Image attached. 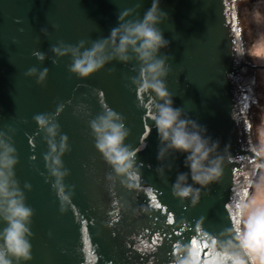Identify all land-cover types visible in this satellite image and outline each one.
I'll return each instance as SVG.
<instances>
[{"label": "water", "instance_id": "water-1", "mask_svg": "<svg viewBox=\"0 0 264 264\" xmlns=\"http://www.w3.org/2000/svg\"><path fill=\"white\" fill-rule=\"evenodd\" d=\"M152 3L0 0V131L16 130L15 176L22 190L25 183L31 185V191L25 190L26 203L34 210L28 264H172L177 242L192 241L203 262L209 249L199 232L219 236L230 229L240 219L237 203L247 205L245 216L253 210L264 186V85L257 83V68H264V61L258 60L260 39L254 34L256 0H159L168 16L159 28L169 41L159 55L169 57L166 83L173 107L206 128L221 154L227 148L231 155L219 180L201 189L196 207L172 195L178 174L188 173L192 183L186 154L174 153L165 162L171 164V171H165L167 183L157 174L161 163L153 100L131 84L130 77L138 75L135 61L113 62L87 80L68 71L70 58L52 63L50 49L58 41L76 45L106 38L122 11L139 4L130 18H142ZM45 28L49 36L42 33ZM35 51L45 54L43 63L33 56ZM32 67L49 69L43 86L25 75ZM60 103L65 108L57 119L70 147L62 158L70 171L64 183L74 186L72 206L64 214L51 187L54 181L46 182L43 156L48 148L33 120L36 114L53 113ZM79 105L84 110L74 115ZM103 105L124 117L130 130L126 144L133 149L145 145L137 154L140 186L130 192L117 183L115 197L105 179L111 169L96 151L89 127ZM253 144L259 145L258 154L251 150ZM4 227L0 223V230Z\"/></svg>", "mask_w": 264, "mask_h": 264}, {"label": "clouds", "instance_id": "clouds-1", "mask_svg": "<svg viewBox=\"0 0 264 264\" xmlns=\"http://www.w3.org/2000/svg\"><path fill=\"white\" fill-rule=\"evenodd\" d=\"M139 6L137 4L136 8L122 11L118 17V26L106 38L80 40L76 45L58 41L50 49L55 57L52 63L55 65L60 59L70 58L68 71L81 80H87L113 62L129 65L135 61L138 75L130 77L131 84L136 93H147L153 100L151 119L158 133L157 159L161 163L156 169L157 174L167 183L165 171H171V164L165 162L174 153L186 154L184 164L190 169L192 183H188V173L178 174L172 185V195L182 203L190 200L191 206L196 207L201 199V189H207L219 180L224 171L225 159L230 160L231 155L227 148L221 154L218 151L219 142L207 137L206 128L188 118L183 109L173 107V98L166 83L170 73L169 57L159 55L161 49L169 47V41L164 39L159 28L168 16L160 9L159 0H153L151 8L142 18L131 19ZM41 31L49 36L46 28ZM258 39H264V32L259 34ZM33 56L41 63L46 59L40 51L33 52ZM133 71H137V68H133ZM25 75L35 78L36 83L43 86L49 69L38 70L32 67ZM64 108L65 105L60 103L53 113L33 116L39 130L37 135L43 133V141L48 148L43 156L48 173L46 182L48 179L54 181L51 187L60 202L61 214L72 206L74 190V186L69 189L64 183L70 171L65 168L62 158L70 152V147L68 136L61 133L57 119ZM83 110V105L77 106L74 115ZM89 127L96 151L111 169L105 176L110 195L116 196L117 183L130 192L136 190L142 181L137 154L145 145L133 149L125 143L130 130L125 127L124 117L107 105H103L102 112L89 121ZM15 131L11 127L7 133L0 131V223L6 225L0 230V264H28L32 260L30 241L33 234L30 226L34 210L27 205L25 196V190L31 191V185L25 183L22 190L15 176L14 169L19 163L12 140ZM251 150L258 154L259 145L253 144ZM246 207V204L237 203L240 219L219 236H212L203 230L199 232L201 242L209 249L205 261H201L194 247L195 241L187 244L177 242L172 253V264H257L258 261L264 264V209H254L245 216ZM107 227L111 228L112 223Z\"/></svg>", "mask_w": 264, "mask_h": 264}, {"label": "rangeland", "instance_id": "rangeland-1", "mask_svg": "<svg viewBox=\"0 0 264 264\" xmlns=\"http://www.w3.org/2000/svg\"><path fill=\"white\" fill-rule=\"evenodd\" d=\"M256 12L258 13V18H257V23H256L254 34H260L264 32V0H256ZM258 60L264 61V39H260L259 41V59ZM257 83L264 85V68H257ZM260 106H264V102H260ZM257 196H256V199L253 205V210L260 208L262 204L263 205L261 208L264 207V198H263L264 197V186L259 188ZM257 198L260 199V204L258 201L259 199ZM257 264H259V261L257 262Z\"/></svg>", "mask_w": 264, "mask_h": 264}, {"label": "bare ground", "instance_id": "bare-ground-1", "mask_svg": "<svg viewBox=\"0 0 264 264\" xmlns=\"http://www.w3.org/2000/svg\"><path fill=\"white\" fill-rule=\"evenodd\" d=\"M258 197V196H257ZM264 198V197H263ZM257 199H259V198H257ZM257 201V200H256ZM259 201V204H260V199L258 200ZM263 202V201H262ZM257 204V203H256ZM262 204V203H261ZM263 205V204H262ZM262 205H261V207H262ZM260 207V208H261ZM264 208V207H263ZM263 208H261V209H263Z\"/></svg>", "mask_w": 264, "mask_h": 264}, {"label": "snow or ice", "instance_id": "snow-or-ice-1", "mask_svg": "<svg viewBox=\"0 0 264 264\" xmlns=\"http://www.w3.org/2000/svg\"><path fill=\"white\" fill-rule=\"evenodd\" d=\"M237 35H239V31L237 30ZM194 247H195V243H194Z\"/></svg>", "mask_w": 264, "mask_h": 264}]
</instances>
